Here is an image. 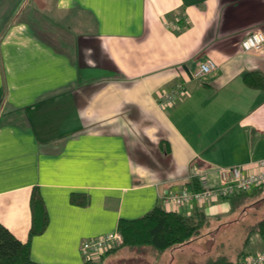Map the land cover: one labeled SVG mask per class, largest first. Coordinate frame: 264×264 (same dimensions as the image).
I'll use <instances>...</instances> for the list:
<instances>
[{
    "label": "crops",
    "instance_id": "0c3cea01",
    "mask_svg": "<svg viewBox=\"0 0 264 264\" xmlns=\"http://www.w3.org/2000/svg\"><path fill=\"white\" fill-rule=\"evenodd\" d=\"M32 10L62 33L60 47L36 35ZM256 31L264 0H0V224L28 243L32 261L84 264L83 242L155 207L201 213L203 227L233 222L200 239L232 263L264 251L250 232L257 222L245 224L251 211L261 218L264 196L248 212L240 201L166 203L201 189L200 174L217 186L216 168L264 159V88L243 79L264 76V50L240 46ZM207 59L217 69L195 80ZM179 85L175 103L160 107ZM32 192L46 212L36 235ZM240 223L249 235L236 254L224 230ZM189 245L151 251V264H193Z\"/></svg>",
    "mask_w": 264,
    "mask_h": 264
},
{
    "label": "trees",
    "instance_id": "16d2710c",
    "mask_svg": "<svg viewBox=\"0 0 264 264\" xmlns=\"http://www.w3.org/2000/svg\"><path fill=\"white\" fill-rule=\"evenodd\" d=\"M243 79L249 87L264 88V76L259 73H246ZM195 190L199 191L200 188ZM263 190L264 187L253 189L252 194L251 191L236 192L233 196L222 200H229L234 206L238 199L261 194ZM30 208L32 224L29 233L30 235L40 234L46 226V212L40 197L35 192H32L30 198ZM204 224H206V218L201 213L185 216L155 207L140 218L119 220L117 232L122 237L123 248L134 250L147 246L157 252H163L174 246L189 243L200 233ZM250 232H256L264 239V218L251 228ZM94 261H85L84 264H92ZM0 264H40L31 260L28 243H22L2 224H0ZM201 264L237 263L229 261L226 255H219L208 258Z\"/></svg>",
    "mask_w": 264,
    "mask_h": 264
},
{
    "label": "built area",
    "instance_id": "2783aa9c",
    "mask_svg": "<svg viewBox=\"0 0 264 264\" xmlns=\"http://www.w3.org/2000/svg\"><path fill=\"white\" fill-rule=\"evenodd\" d=\"M243 52H262L264 50V34L251 32L240 43ZM218 65L211 59L199 64L193 73L195 80H202L217 69ZM182 91L181 86L162 92L159 97L160 107H169L175 103L176 97ZM219 178L217 186H209L205 175H199L202 188L199 191L181 190L166 196V203L178 206L190 204L193 201L225 199L236 192H250L264 187V159L214 170ZM122 237L118 232L92 238L81 244L80 252L84 261H94L102 257L107 250L121 245ZM242 264H264V251L257 254H247Z\"/></svg>",
    "mask_w": 264,
    "mask_h": 264
},
{
    "label": "rangeland",
    "instance_id": "374dc122",
    "mask_svg": "<svg viewBox=\"0 0 264 264\" xmlns=\"http://www.w3.org/2000/svg\"><path fill=\"white\" fill-rule=\"evenodd\" d=\"M26 17H29L30 25H31L32 29L34 30V32L36 33V35H38L41 39L46 40L50 44H52V45L54 44L55 47H60V43H58L57 40H58V37H60V35L62 33L60 34L59 32H57V29L54 26H52L51 24H49L48 22H45L43 20L44 18L42 19V22H41L40 18H42V17H40V15L38 14L37 11L32 10V11L28 12L26 14ZM252 193H254V192H251V194ZM260 196H264V193H262L261 195L255 194V196H249L248 195L247 197L238 199V201H240V203L243 204L242 205L243 208H245L246 212H248L249 209L252 207L251 206L252 202H254L256 200V198H254V197L258 198ZM248 206H251V207H248ZM252 208L257 209L256 206H253ZM260 212H263V211L259 210V212H258L259 215H261V218H260V216L258 217V215L255 217H252V215L254 214L253 211L249 212L248 215H246L247 216L246 217L247 218L246 223H245L246 226H248L249 223L254 222V221H252V218H253V220H255V222L258 223L259 220H261L264 216L263 215L264 212L263 213H260ZM238 216H239L238 212L236 211L234 213V215H232V217H230L231 219H229V220L233 221V219L235 220ZM241 216H244L243 212L241 213ZM218 224H212L211 223L210 225L203 227L201 229L200 233L193 240H191L189 242L190 243L189 249L185 250V253H186L185 255L189 256V254H190V256H191L190 258L192 259L193 264L203 263L206 256H208L209 258H211V257L214 258L215 256H219V255H216V253L219 250L216 251L215 247H211V243H208L207 246H205L204 243L200 244V239H202V236L205 237L204 235H205L207 230L209 231L210 235L215 234L217 232L221 233V230L219 229L221 227V225L223 227L224 226L223 224H225V226H227L229 224L231 225L234 223L233 222L229 223V221L227 222L224 220V221H220V223H218ZM253 224H256V223H253ZM217 229H219V230H217ZM224 231H225L224 234H226V238H227V234H228L227 239L229 240V241H227L228 245L225 244L224 249L226 250V248L230 247V249H231L230 251L237 254L238 251L242 249V246H241L242 242H243L244 238L247 235H249V232H248L249 230L247 228H245L244 223H240L238 225L231 226V227H229V229H226ZM194 242H195V245L191 246V244L192 243L194 244ZM232 243H233V245L230 246V244H232ZM122 248L123 247L121 245V246L113 247V248L107 250L106 253L102 257L95 260L92 264H151V258L154 256L151 253V251L156 252L151 247L143 246V247L134 249V251H135L134 253H128L127 254L128 249L125 248L126 253H123L121 250ZM122 256L128 257V258L133 257V259L121 261L120 258H123Z\"/></svg>",
    "mask_w": 264,
    "mask_h": 264
}]
</instances>
